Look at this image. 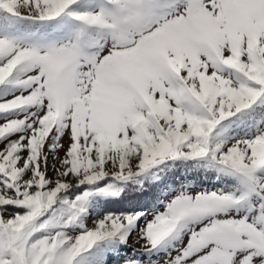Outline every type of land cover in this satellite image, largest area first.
Here are the masks:
<instances>
[{"label":"snow or ice","instance_id":"obj_1","mask_svg":"<svg viewBox=\"0 0 264 264\" xmlns=\"http://www.w3.org/2000/svg\"><path fill=\"white\" fill-rule=\"evenodd\" d=\"M97 2L0 0L12 16L69 12L92 30L40 50L0 39V87L14 89L0 97V264H84L134 229L133 255L111 247L90 264H264V131L212 142L264 103V0ZM204 158L247 191H178L151 216L133 202L88 216L90 191L64 199L85 185L118 197L113 182ZM169 242L167 256L141 257Z\"/></svg>","mask_w":264,"mask_h":264},{"label":"rangeland","instance_id":"obj_2","mask_svg":"<svg viewBox=\"0 0 264 264\" xmlns=\"http://www.w3.org/2000/svg\"><path fill=\"white\" fill-rule=\"evenodd\" d=\"M79 3H80V7L76 10L77 12H85V11L89 13L98 12L102 6L101 3L97 2V0H79ZM17 11L20 13V15L12 16V14L8 13L6 9L0 8V39H6L12 41L17 47L21 49L40 50L46 48L49 45H57V46L63 45L70 42L72 39H74L78 34H80L83 31H92L90 29H87L86 26H84L81 22L77 21L74 18V13L66 12L65 14H62L61 17H58L55 21L44 22V21H39L38 19H34L33 17L35 13L30 12L22 4L17 8ZM26 19H30V20L28 21ZM32 19L37 20L39 22H36L37 24H34V21ZM14 27L17 28L14 29ZM93 34L99 35L98 33L95 32H93ZM16 78L18 77H14V79ZM13 91L14 89L11 86L0 87V97L9 96ZM257 103H261V102L258 101ZM224 122L225 121H223L221 125L217 127V129L213 134V141H212L213 145H215L216 143H221V144L234 143L241 139L252 138L255 135L259 134L261 131H264V118H263L255 130H252L251 132L245 134H239L236 136L227 137V136H223ZM231 125H232L231 123L227 124L228 127H231ZM204 159L211 161L209 158H204ZM177 160H182V159H177ZM168 161H175V160H166L165 162ZM211 162L214 163L213 161ZM137 178L147 179L150 182L161 183L160 180L161 178L157 177L155 174H150V170L140 176H133L127 182H130L131 180ZM227 180H228L227 183L224 182L217 183L218 181H213V183L195 186L188 180V178H186L185 176H181L179 177V179L176 180L175 184H173L172 182L165 183L161 187L160 194L152 197L150 201V206L142 210V212L151 216L153 210L163 211L164 205L163 203H159V201L166 202L167 200L175 196L178 191H182V190H186L189 193H195L198 191L222 190L225 193L235 192L236 195H241L242 193L247 191V189H245L235 179L228 176ZM70 191H74L75 195L70 196L68 194H65L64 199L72 200L75 198V196L81 195L84 191H90L92 192V194L94 192L99 194V192H97L95 188H91L87 185ZM154 205H155V209L153 208ZM111 207L112 206L108 204L104 208H99L97 206H94V208L89 211L88 215L96 216L100 218L106 215L109 211H111L109 210ZM138 232L139 229H134L130 233H125V235H127L128 237V244H121L119 243L118 240L98 243V246H96L94 250H92L91 256H98L101 253H103L105 249L111 247H116L117 250L122 252V254L125 256L133 255V250L130 247V245H135L137 249H139L140 247V243L137 242ZM174 244L175 242H169V244L163 246L159 250H155L151 254L141 253V257L144 260L151 259L152 261H157L159 260V258L165 257L169 253H171ZM126 248L128 250L126 252L123 251ZM109 255H111V253H109ZM85 256L88 257V259L84 261V264H90L91 256H89V254H85ZM105 264H108L107 259H105ZM113 264H115V262H113Z\"/></svg>","mask_w":264,"mask_h":264},{"label":"trees","instance_id":"obj_3","mask_svg":"<svg viewBox=\"0 0 264 264\" xmlns=\"http://www.w3.org/2000/svg\"><path fill=\"white\" fill-rule=\"evenodd\" d=\"M264 113V103H257L252 109L238 113L223 123V136H236L245 134L255 130L260 124L264 116H257L256 112ZM231 123V127L227 124ZM150 174H155L161 178V183L150 182L147 179L137 178L130 182L118 183L116 188L120 195L114 197L109 210L127 207L129 202H133L137 206L138 211H142L150 206L151 198L160 194L161 187L165 183L172 182L181 176H185L195 186H199L202 182L209 183L212 180L227 183L228 176H224L216 164L209 160H175L168 161L154 169L150 170ZM230 184V183H228ZM98 246V245H97Z\"/></svg>","mask_w":264,"mask_h":264},{"label":"crops","instance_id":"obj_4","mask_svg":"<svg viewBox=\"0 0 264 264\" xmlns=\"http://www.w3.org/2000/svg\"><path fill=\"white\" fill-rule=\"evenodd\" d=\"M98 192V191H97ZM113 199V197H107V196H104L103 194H98V193H93L90 197H89V200H88V203H87V208H88V213L91 209L94 208V206H97L99 208H104L106 207V203L110 202L111 200ZM93 201V203H92ZM59 205H57V209L59 210ZM89 216V215H88Z\"/></svg>","mask_w":264,"mask_h":264}]
</instances>
